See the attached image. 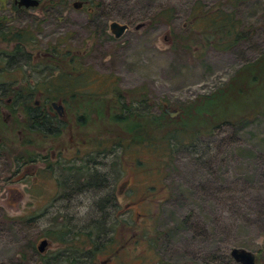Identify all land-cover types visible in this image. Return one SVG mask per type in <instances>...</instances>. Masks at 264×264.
<instances>
[{
    "label": "rangeland",
    "instance_id": "1",
    "mask_svg": "<svg viewBox=\"0 0 264 264\" xmlns=\"http://www.w3.org/2000/svg\"><path fill=\"white\" fill-rule=\"evenodd\" d=\"M72 1L53 0L40 12L0 0L1 26L24 27L29 35L22 55H8L11 42L0 39L1 86L20 83L34 90L52 84L56 70L42 66L46 58L40 53L53 43L72 55L73 91H84L83 99H89L81 108L65 101L58 128L46 140L23 133L38 141L33 145L19 143L23 130L9 128L1 118L10 144L0 148V264H65L67 242L60 238L71 239L94 220L102 228L84 239L96 264L120 244L112 260L121 259L120 264H150L154 258L239 264L228 253L231 246L251 250L256 264H264V104L242 119L219 118L197 135L185 129L171 144L131 138L97 144L102 135L90 133L98 120L93 108L116 94L131 101L134 111L159 113L160 103L177 110L170 117L194 113L185 111L186 105L201 103V95L224 86L264 50V0H82L81 8ZM211 7L230 15L234 31L217 36L206 29L201 13L194 16L198 8ZM110 20L127 24L120 36L109 32ZM95 75L97 82L88 79ZM106 78L112 86L100 94ZM39 89L43 99L46 90ZM5 98L1 94L0 105ZM18 152L35 157L16 162ZM89 176L96 178L86 180ZM124 179L134 181L137 192L155 184V192L142 199L126 195V187L116 197L120 205L97 207ZM42 237L51 244L40 253L35 244Z\"/></svg>",
    "mask_w": 264,
    "mask_h": 264
},
{
    "label": "trees",
    "instance_id": "2",
    "mask_svg": "<svg viewBox=\"0 0 264 264\" xmlns=\"http://www.w3.org/2000/svg\"><path fill=\"white\" fill-rule=\"evenodd\" d=\"M44 1V0H41ZM12 7L15 8V5L12 3ZM214 10V14L208 16L206 13ZM197 13H201V16H204L203 20L207 21L205 23L206 29L212 31V33L217 34V36H224L230 34L234 31L233 22L230 20V15L226 12H222L217 7H211L207 9H197L194 13V16H197ZM158 17V16H157ZM0 39L5 42H11V48L9 49L10 54H17L21 51L22 46L27 41L28 34H25L26 29L24 27H16L14 30L9 29L8 27H2L1 20H5L3 16H0ZM204 30V29H202ZM25 34V35H24ZM238 35H236L237 37ZM50 47H53L52 54H47V58L43 60L42 66H47L56 70V76L53 78L52 84L49 86L40 85L42 89L46 90L44 98H50L52 96H66L67 94L75 91L73 89L76 75L72 71L76 69L74 67V62L72 61V55L68 50H61L60 47H56L53 43L49 44ZM73 64V65H72ZM82 73V72H81ZM2 74V73H1ZM76 74V73H75ZM85 73H82L83 81L86 80ZM3 76V75H2ZM78 78V77H77ZM90 81H98V77L95 75L92 78H88ZM107 80V81H106ZM233 82L236 85L232 84ZM102 88L99 92L100 94L109 92L110 87L112 86L109 79L102 81ZM12 85V84H11ZM36 86V88H40ZM8 92L12 94L13 98H18L20 93L16 91L12 86H7ZM76 90V94H85V92H79ZM87 93V92H86ZM119 94V93H118ZM86 95V94H85ZM201 103H198L194 100L191 104L186 105L185 111L190 113L189 108L194 110V113L188 115H180L175 117H170L161 107V104L158 103L160 107L159 113H151L144 111H134L131 107V101L125 103V101L119 99L116 94L117 100H111L107 103L106 111L108 115L103 119L101 112L102 104L100 107H94L93 109L98 112V120L92 124L93 129L90 130V133L93 135L92 138H96L98 134H101V138H97L96 142L99 144L102 139H107L111 141L112 145L121 144L123 140H136L137 142L150 141L154 140H166L168 144H171L177 133L182 134V131H186L190 135H197L198 133L209 130L210 126L216 124L219 118L230 119L236 116L238 119L245 118L247 115L256 112V110L263 108L264 104V50L259 54L258 57L250 61L245 66H242L239 70L237 69L231 77L227 79V82L221 87L217 88L215 91H211L210 94L201 95ZM102 101V100H101ZM234 102V104H233ZM29 101L23 97L16 102V105L13 107L9 105L10 109H18L24 106L23 109L28 108ZM102 103V102H100ZM197 104V105H196ZM258 105V107H256ZM182 108V106H181ZM233 116V117H229ZM17 120V117H15ZM4 121L0 117V125H4ZM14 127H21L22 123L17 121ZM13 124H10L8 127H11ZM38 128V127H37ZM4 129H0V148L5 147L4 145L10 144V141L5 139L9 136L3 132ZM53 132H49L46 129L41 130V140H46V137H49ZM53 135V134H52ZM107 135V136H106ZM182 138V137H181ZM145 139V140H143ZM177 144H180V139H176ZM19 143L24 142L23 139L18 140ZM36 155V154H35ZM35 156H30L22 152H18L14 156V160L20 163H28L33 160ZM99 208H102L101 204L97 202ZM101 206V207H100ZM91 221L89 223V229L85 231L75 230L74 236L71 239H62L67 242L66 252L64 253L63 261H66L65 264H93L91 261V255H87L86 251L93 252L94 250L90 249V244L84 239L85 234L90 236L95 230L102 228L101 222ZM101 224V225H100ZM97 233V232H96ZM95 233V234H96ZM50 241V240H49ZM51 244V242H50ZM148 246L153 247L154 244L151 243L148 239ZM87 247V248H86ZM96 248V247H95ZM35 250L38 251L35 244ZM87 256V258H86ZM256 259V256H255ZM161 260V259H159ZM42 262V261H41ZM43 264V262H42ZM160 264H171L169 261L162 260Z\"/></svg>",
    "mask_w": 264,
    "mask_h": 264
},
{
    "label": "flooded vegetation",
    "instance_id": "3",
    "mask_svg": "<svg viewBox=\"0 0 264 264\" xmlns=\"http://www.w3.org/2000/svg\"><path fill=\"white\" fill-rule=\"evenodd\" d=\"M75 1V0H73ZM73 1L71 2V4L73 3ZM79 1V5L77 7L81 8L82 7V4H83V1L82 0H77ZM49 2H53V0H44V2H42L41 0H38V3L34 6H28V7H35V8H38V10H40V12L43 11L44 9V6L47 5ZM12 3L15 5V9H25L27 10V7L26 6H23V5H17L14 0H12ZM25 47V46H22V48ZM52 49H54L53 47H50V46H46V49L44 51H42V53H40V56L43 57V58H46V59H49L47 58V54H52ZM22 51V49H21ZM19 51V54L22 55V52ZM8 55L10 53H7ZM39 53L36 52L35 53V56H37ZM6 56V54H5ZM42 64H43V61H41ZM47 67V66H46ZM4 80L0 81V96L1 94L5 93L6 95V98L4 100V104L3 105H0V117L6 121L7 123V126H9L10 124H13L11 127H14V125H16L15 123L19 120V122L22 123L21 127H15L17 128V131L20 132V129L23 130L22 133H19L18 134V137L20 139H23L22 138V134H35V139L40 137L39 142L41 141V134H40V129L43 130V129H46L48 130L49 132H55V129H57V125L55 124L58 120H57V117H61V115L64 113V102L67 101L68 99H70L71 102L73 103H76L78 108H81V104L84 103V107L86 106L85 105V102L88 101L89 102V99H83V97L85 96V94H76L73 92L67 94L66 96L62 97V96H52L50 98H41L39 96V93L41 94L42 90L40 91L39 88H35L34 90H31L29 89L27 86L28 84L26 85H23V84H20V83H13L12 85L10 84V86H12L16 91L14 92H18L20 93L19 95V98H20V101L23 97H25V99H27L29 101L28 103V108L27 109H23V107L20 106V108L18 107V109H14V108H11L9 107V105L11 106H15L16 105V100L14 101L13 97H12V94L9 93L7 90L8 88L7 87H2L4 86ZM1 83H2V86H1ZM35 92V97H33L31 100H30V95L32 94V92ZM88 97V96H87ZM86 97V98H87ZM116 97V96H115ZM106 100H102L101 104H102V107L104 109H106V106H107V103L108 102V96L105 97ZM79 99V100H78ZM117 100V98H115V101ZM110 101V99H109ZM52 103H55V105H53ZM73 106V105H72ZM162 109L165 111V107L162 106ZM106 113V115H108V111H103ZM166 112V111H165ZM167 113V112H166ZM100 114H102V111L100 112ZM168 114V113H167ZM82 115V117L84 116L83 113L80 114V116ZM15 117H17L18 119L16 120ZM9 127V128H11ZM38 127V128H37ZM24 144H28L30 143L31 145L35 144V143H38V141H33V138H30L28 139L27 137L25 138L24 137ZM119 161L121 162V159H119ZM133 160H130V162H132ZM30 162V161H29ZM121 165V163H120ZM94 178H96L95 176H89L88 178L85 177L86 180H89V181H93ZM134 181H130L129 179H124L123 181H121V183L119 184V188L118 190H116V185L113 187V190H111V194L112 196L108 195L107 197L104 195V202L101 203L100 201V204L102 206L101 209H103L104 207H108V206H113L114 204H117V205H120L121 203H119L117 200H116V197H118L123 188H126V195H137L139 196L140 198H150V196H152L155 192L153 191L154 190V187H155V184H147L146 185V188L143 189L141 192H137L136 191V187L133 186V183ZM106 180H103V186H106ZM138 193V194H136ZM128 202V201H127ZM125 203V207L128 208L130 206H127L128 203ZM100 206V207H101ZM138 213V212H136ZM128 225V223H127ZM122 245L120 244L119 247L116 246L112 251L110 252H107L104 257L101 258L100 260V264H120V262H122L121 259H118L117 261L115 262H112V260L114 259L115 257V254H116V251L121 248ZM162 263V260H159L158 258H154L153 261L150 263V264H160ZM93 264H96V263H93Z\"/></svg>",
    "mask_w": 264,
    "mask_h": 264
},
{
    "label": "water",
    "instance_id": "4",
    "mask_svg": "<svg viewBox=\"0 0 264 264\" xmlns=\"http://www.w3.org/2000/svg\"><path fill=\"white\" fill-rule=\"evenodd\" d=\"M17 5L23 6H34L38 3V0H14ZM79 1H73L72 5L77 7L79 5ZM141 23H136L134 27H139ZM127 28V24L124 22H119L117 20H110L108 22V30L114 37H118L122 34V32ZM55 105V103H52ZM168 115L174 116L177 113V110H168L166 107L164 108ZM50 244V241L47 240L46 237L40 238L36 243V248L38 251H43L45 247ZM230 257L238 262L239 264H256L255 254L243 247V246H231L228 251ZM38 264H42L39 260Z\"/></svg>",
    "mask_w": 264,
    "mask_h": 264
}]
</instances>
